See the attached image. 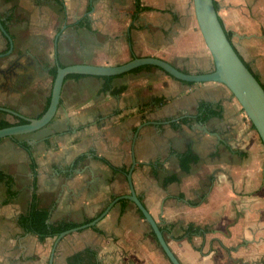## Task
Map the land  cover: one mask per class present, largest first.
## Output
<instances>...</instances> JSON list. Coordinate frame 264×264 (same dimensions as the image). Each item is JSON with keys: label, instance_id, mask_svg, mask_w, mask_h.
Listing matches in <instances>:
<instances>
[{"label": "crops", "instance_id": "0c3cea01", "mask_svg": "<svg viewBox=\"0 0 264 264\" xmlns=\"http://www.w3.org/2000/svg\"><path fill=\"white\" fill-rule=\"evenodd\" d=\"M214 2L264 85V0ZM0 20L13 41L10 51L0 30V106L30 118L51 98L58 65L150 56L185 72L214 69L193 0H0ZM19 120L0 110V121ZM187 153L197 160L183 168ZM0 173L14 192L6 203L0 179V264H70L76 255L81 264H172L135 203L112 205L130 194L129 173L181 264H264V144L223 84L154 66L110 81L65 78L47 126L0 139ZM34 196L50 224L81 226L110 208L93 227L41 240L19 225Z\"/></svg>", "mask_w": 264, "mask_h": 264}, {"label": "water", "instance_id": "95a60500", "mask_svg": "<svg viewBox=\"0 0 264 264\" xmlns=\"http://www.w3.org/2000/svg\"><path fill=\"white\" fill-rule=\"evenodd\" d=\"M193 2L199 29L213 57V71L207 73L185 72L161 58L150 56H136L130 61L119 65H96L84 63L64 67L58 65L52 86L50 104L42 116L39 118H30L10 108L0 106V110L27 122L25 124H16L0 128V139L28 134L47 126L54 119L58 111L65 78L70 74L97 77L118 76L140 67L154 66L163 70L173 78L183 82H216L225 85L238 100L264 144V87L260 80L246 65L235 49L233 43L228 38L225 27L218 15L214 0H193ZM0 30L9 42V50L11 51L13 49V41L1 20ZM12 67L13 64L11 65V69ZM3 74L4 78L9 79L14 73L4 71ZM128 182L130 185V194L114 200L112 205L122 198L135 203L145 220L149 223L160 246L171 263L181 264L169 248L159 224L155 221L146 206L137 196L133 187L131 173L128 175ZM109 208L93 221L60 233L58 236L59 240L67 234L95 226L109 212Z\"/></svg>", "mask_w": 264, "mask_h": 264}, {"label": "trees", "instance_id": "16d2710c", "mask_svg": "<svg viewBox=\"0 0 264 264\" xmlns=\"http://www.w3.org/2000/svg\"><path fill=\"white\" fill-rule=\"evenodd\" d=\"M8 1H11V0H8ZM140 8H141V6L137 2V9H140ZM141 9H147V8L144 7ZM227 36L231 40V36H230L229 32H227ZM151 67H153V66H144V67L134 69L133 71H138L141 69L151 68ZM56 73H57V69L55 68L52 72L54 78L56 76ZM81 76L82 75H80V74H70L66 78H76V77H81ZM114 77L115 76H107V77H103V78L107 81H110ZM108 85L109 84H107L104 89L109 88ZM263 87H264V85H263ZM50 99L51 98L48 99V102L46 104V107H45L43 113L48 109L49 104H50ZM157 103L159 104V103H161V101L157 100ZM43 113L40 116H42ZM25 123H27L25 120H19L16 124H25ZM11 125H13V124H11L7 121H0V128L9 127ZM21 145L24 149H26L30 153V146L28 145L27 142H23V143H21ZM181 160H182L183 168H186L189 163L195 162L197 160V157L190 154V153H187L185 155H182ZM34 166L35 165L33 162V167ZM5 178L6 177L2 173H0V179L5 180ZM5 181H6L7 194H8V198L6 200V203H8V202H10L11 198L13 197L14 192L12 191L11 181L9 179H6ZM47 219H48V211L41 209L39 207L37 199L34 196L28 212L19 218V225L23 229H25L26 231L37 234L41 240H44L46 237H49V236L58 235V234L66 231V230H69V229H72V228H75L78 226V224L73 223V222H61V223L50 224L47 222ZM79 256L80 255H76V256L70 258L69 259L70 264H81V260H80Z\"/></svg>", "mask_w": 264, "mask_h": 264}, {"label": "flooded vegetation", "instance_id": "af4514ba", "mask_svg": "<svg viewBox=\"0 0 264 264\" xmlns=\"http://www.w3.org/2000/svg\"><path fill=\"white\" fill-rule=\"evenodd\" d=\"M224 25V24H223ZM226 30V29H225ZM226 33H227V31H226Z\"/></svg>", "mask_w": 264, "mask_h": 264}]
</instances>
